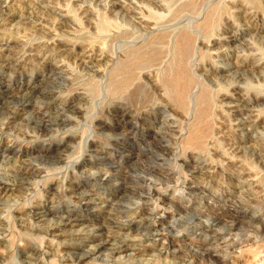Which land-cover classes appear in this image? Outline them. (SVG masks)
I'll return each instance as SVG.
<instances>
[{
  "label": "rangeland",
  "instance_id": "374dc122",
  "mask_svg": "<svg viewBox=\"0 0 264 264\" xmlns=\"http://www.w3.org/2000/svg\"><path fill=\"white\" fill-rule=\"evenodd\" d=\"M0 183V264H264V0H0Z\"/></svg>",
  "mask_w": 264,
  "mask_h": 264
},
{
  "label": "bare ground",
  "instance_id": "6f19581e",
  "mask_svg": "<svg viewBox=\"0 0 264 264\" xmlns=\"http://www.w3.org/2000/svg\"><path fill=\"white\" fill-rule=\"evenodd\" d=\"M241 12V11H240ZM246 14V13H245ZM198 17V16H197ZM197 19V18H196ZM192 30V29H191ZM1 184V183H0ZM3 189H5L6 188V186H1ZM9 188V187H8ZM10 189V188H9ZM7 190V189H6ZM5 191V190H4ZM1 199V198H0ZM144 240V239H143ZM152 243V242H151ZM100 246V245H99ZM98 247V246H97ZM101 247H102V245H101ZM179 247V246H178ZM95 248V247H94ZM15 249V248H14ZM97 249V248H96ZM99 249V248H98ZM93 250V249H92ZM171 250V249H170ZM89 253H91V252H89ZM96 253V252H95ZM92 254V253H91ZM86 255H87V253H86ZM88 256V255H87ZM82 257V256H81ZM80 258V257H79ZM81 259V258H80ZM91 259H93V258H91ZM82 261H86L85 260V258H83L82 259ZM150 261V260H149ZM87 263V262H86ZM78 264V263H77ZM81 264V263H80Z\"/></svg>",
  "mask_w": 264,
  "mask_h": 264
}]
</instances>
